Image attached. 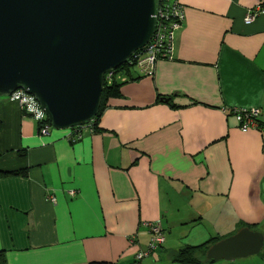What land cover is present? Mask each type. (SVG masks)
I'll use <instances>...</instances> for the list:
<instances>
[{
	"label": "crops",
	"instance_id": "crops-1",
	"mask_svg": "<svg viewBox=\"0 0 264 264\" xmlns=\"http://www.w3.org/2000/svg\"><path fill=\"white\" fill-rule=\"evenodd\" d=\"M179 2L174 59L157 60L152 76L120 73L121 95L76 143L62 130L39 135L17 101L0 97V172H27L0 176L7 264H134L148 223L165 242L141 264H178L177 251L241 228L264 240V16L242 22L264 0ZM242 108L260 111L246 132L232 115Z\"/></svg>",
	"mask_w": 264,
	"mask_h": 264
},
{
	"label": "water",
	"instance_id": "water-1",
	"mask_svg": "<svg viewBox=\"0 0 264 264\" xmlns=\"http://www.w3.org/2000/svg\"><path fill=\"white\" fill-rule=\"evenodd\" d=\"M159 0H0V97L35 98L55 130L98 115L104 75L151 40ZM263 236L241 228L207 249L210 261L258 254Z\"/></svg>",
	"mask_w": 264,
	"mask_h": 264
},
{
	"label": "built area",
	"instance_id": "built-area-1",
	"mask_svg": "<svg viewBox=\"0 0 264 264\" xmlns=\"http://www.w3.org/2000/svg\"><path fill=\"white\" fill-rule=\"evenodd\" d=\"M184 10L179 0H159L157 26L154 35L142 50L136 51L128 59V62L138 68L143 75H153L154 65L157 60L174 59L175 38L185 20ZM260 16H264V8L257 5L245 11L242 22L244 25H248ZM114 70L104 75V80H106L108 85L112 83ZM8 98L17 101L23 112L39 123V135H47L49 130L53 129L45 113L41 110L38 102L33 96L26 94L22 90H18ZM232 115L235 118L238 129L241 132H246L255 128V120L260 115V111L255 108L233 109ZM62 131H64V137L69 143H76L82 138L84 131L93 132L94 128L90 123L86 126ZM69 194L75 196L76 193L70 191ZM49 201L53 204L56 203L55 197H50ZM147 226L149 228V242L147 248L135 254L134 264H141L145 258L160 248L165 242V235L158 223H148Z\"/></svg>",
	"mask_w": 264,
	"mask_h": 264
},
{
	"label": "trees",
	"instance_id": "trees-1",
	"mask_svg": "<svg viewBox=\"0 0 264 264\" xmlns=\"http://www.w3.org/2000/svg\"><path fill=\"white\" fill-rule=\"evenodd\" d=\"M134 67L135 66L133 64H130L127 61L121 67L114 70V78H113L112 83L110 85L107 84L106 80L103 81V90H102V94H101V102H100L99 112H98V115L96 116V119L93 122H91V125L94 128V131L97 129V124L99 122L100 116L103 113V111L105 110V108L107 107V103H108L109 99L116 98V97H119L121 95V92H120L121 84L118 83L117 76L120 73H122L123 71H126V70H128L130 68H134ZM160 100H161V102L170 104L172 107H175V105L172 103V99H170L169 97H163ZM20 155L22 156L23 153H20ZM26 175H27V172L25 170L24 171L6 172V173L0 172V176H26ZM217 240H220V239L219 238L212 239V240L208 241L207 243L199 245V246H187V247H185V248H183V249H181L175 253V255L173 256V262L178 263V264H204V263L211 264L215 261L207 260L205 257V253H206L207 249L211 246V244L217 242ZM0 264H7V261H6V258H5L3 251H0ZM89 264H111V263L91 262Z\"/></svg>",
	"mask_w": 264,
	"mask_h": 264
},
{
	"label": "rangeland",
	"instance_id": "rangeland-1",
	"mask_svg": "<svg viewBox=\"0 0 264 264\" xmlns=\"http://www.w3.org/2000/svg\"><path fill=\"white\" fill-rule=\"evenodd\" d=\"M135 68H136V67H135ZM135 68H133V69H135ZM135 70H136V69H135ZM52 130H54V129H52ZM258 257L264 259V247L262 248L261 252L258 254ZM254 259H255V258H254Z\"/></svg>",
	"mask_w": 264,
	"mask_h": 264
}]
</instances>
